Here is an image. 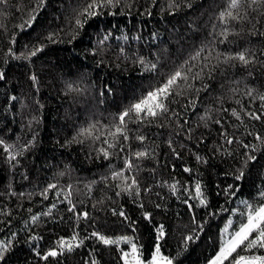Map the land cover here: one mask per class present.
Wrapping results in <instances>:
<instances>
[{"label": "trees", "instance_id": "trees-1", "mask_svg": "<svg viewBox=\"0 0 264 264\" xmlns=\"http://www.w3.org/2000/svg\"><path fill=\"white\" fill-rule=\"evenodd\" d=\"M89 3L0 0V264H124L131 245L93 232L131 238L144 264L157 246L172 264H209L246 222L243 202L264 204V2L241 0L226 22L229 0H112L81 15ZM177 71L166 113L130 111ZM73 235L83 243L62 250ZM238 255L264 249L224 264Z\"/></svg>", "mask_w": 264, "mask_h": 264}, {"label": "snow or ice", "instance_id": "snow-or-ice-1", "mask_svg": "<svg viewBox=\"0 0 264 264\" xmlns=\"http://www.w3.org/2000/svg\"><path fill=\"white\" fill-rule=\"evenodd\" d=\"M6 2V0H4ZM241 0H229V7L228 10L225 12L220 13V19L222 22H226V18L231 19H241L239 16V13L236 14L233 13L234 9H238L240 7ZM258 0H251L252 4H256ZM260 2H264V0H260ZM111 4L112 0H102V3L97 4L96 0H92V3H89L87 7L84 9V12L81 13V15L86 16H92L95 15L94 9L97 7H102L105 4ZM34 18V17H33ZM77 26L82 27V22L80 19L76 20ZM107 37H105L106 39ZM40 49H35L31 52V55H36V52ZM235 59H238L239 61L243 62L244 64H248L249 60L246 58L245 53H239L237 54ZM143 63V61H141ZM153 68H155V65H152ZM3 78V74L0 73V79ZM35 80V77H33ZM178 79H187V77H182L181 72L177 71L174 73L167 82L160 88L156 89L155 91H151L147 94V97L142 99L140 102L134 104L132 106V109L130 111L134 110L136 115L139 117L141 113H144L148 117H156L158 115H161L163 113H166L168 111L167 107L163 103V99H166L168 95L171 94L170 90L171 88L176 85ZM250 94V93H249ZM15 99V97H13ZM262 100H264V96L261 97ZM129 115L128 111H125L122 113L119 117L121 123H123L124 118ZM232 115L236 116L237 119H239V115L235 110L232 111ZM254 119H259L258 116H253ZM216 123H219V121H216ZM122 129L117 128L116 132H121ZM139 140L143 141L144 137L140 136L137 137ZM127 139V137H125ZM228 143H232V140H228ZM102 152H104L105 157L107 158L108 153L107 151H104L101 149ZM136 157H144L147 155L145 152H137ZM15 158V157H13ZM199 159V157H197ZM251 159V157H250ZM131 163H127V167L131 168ZM184 171H190L189 169H184ZM123 172H116L113 174V178L122 177ZM243 176V173L239 176H236L235 178L237 180L241 179ZM137 184V181L133 178L131 181V185H129L127 188L122 189L124 191H129L132 186H135ZM54 187L53 185L49 186ZM173 191H175V185L172 186ZM229 188H231V185H229ZM136 191L138 192L139 189L137 188ZM227 191V189L225 190ZM120 193H117L119 195ZM201 191H200V185L199 183L196 184V196L200 197ZM262 196H264V193H261ZM45 198H47L45 196ZM69 203H71L69 201ZM205 201L203 199L200 200V204H204ZM245 204L246 213H241V215H246V222H242L239 226V229L235 232H233L230 237L226 240H222L221 247L219 252L216 254V256L209 262V264H224L226 260H229L230 257H232V254L237 252V249L243 248L244 251L249 252L252 249H264V204H261L258 207H253L251 204H248L247 202H243ZM52 207H55L53 205ZM191 207V206H190ZM73 208H70L69 211H73ZM51 212V209H49V213ZM49 213H44V215H48ZM115 214V213H114ZM119 215L123 216L124 213L120 212ZM147 216V214H145ZM84 216H87V213H84ZM38 219L37 216L32 217V221L35 222ZM231 220L228 222L229 225H231ZM158 233L160 234V237L163 235V227L161 226L159 229H157ZM224 232H228V227L224 229ZM255 234V235H253ZM93 237H97L103 244L105 245H112V244H119L121 240L126 241L131 245V252H123L122 259L124 260V264H144V261H142L138 256V249L135 243H132L131 238L129 237H120L116 240L106 238L103 235H100L97 232H93L91 234ZM158 237V239L160 238ZM35 239V238H34ZM188 239H191L189 237ZM77 241V236L73 235L71 237V242L66 241L63 238L58 242L60 245V248L63 250L65 247L67 251L71 252L74 247H79L83 240H80L78 243H74ZM8 244L4 241H0V253L7 250ZM59 253L56 250H49L45 255L42 256V259L47 260L48 257H55ZM39 255V253H38ZM2 258V256H0ZM92 264H96L95 261H92ZM149 264H172L171 260H169L167 257L160 255V248L159 246L156 247L155 252L152 255L151 261ZM234 264H264V255H238L234 259Z\"/></svg>", "mask_w": 264, "mask_h": 264}]
</instances>
